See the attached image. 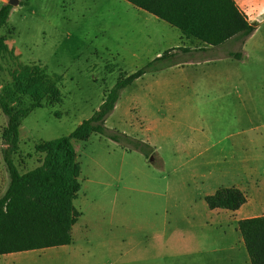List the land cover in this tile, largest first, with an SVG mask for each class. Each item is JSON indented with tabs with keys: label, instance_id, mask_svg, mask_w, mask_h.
<instances>
[{
	"label": "rangeland",
	"instance_id": "1",
	"mask_svg": "<svg viewBox=\"0 0 264 264\" xmlns=\"http://www.w3.org/2000/svg\"><path fill=\"white\" fill-rule=\"evenodd\" d=\"M182 36L124 0L13 6L0 31V91L30 110L13 156L23 174L42 165L47 145L90 119L120 79L147 71L121 92L106 134L74 143L81 216L73 243L0 264H190L211 241L233 240L219 232L233 222L211 221L205 197L248 181L252 200L259 196L248 176L263 172L254 129L264 128V30L243 60L229 56L243 53V40L211 48ZM6 126L0 108V200L10 185ZM141 142L150 149L137 150Z\"/></svg>",
	"mask_w": 264,
	"mask_h": 264
},
{
	"label": "trees",
	"instance_id": "2",
	"mask_svg": "<svg viewBox=\"0 0 264 264\" xmlns=\"http://www.w3.org/2000/svg\"><path fill=\"white\" fill-rule=\"evenodd\" d=\"M179 29L188 39L194 38L207 46L220 47L231 39L244 40L256 28L249 24L235 0H125ZM13 7L0 9V31L8 24ZM1 47V42H0ZM185 53L191 52L182 48ZM240 59V53H230ZM169 56L165 52L158 60ZM147 69L122 78L108 93L100 109L80 124L69 136L59 138L45 147L41 166L21 173L13 156L19 150L22 119L30 112L13 106L11 93L0 91V108L7 117L3 131V158L10 185L0 200V256L36 250L59 248L73 243V228L80 218L74 207L81 184L71 174L77 168L75 142H86L93 134H106L107 117L114 111L121 92L141 78ZM114 140L127 136L111 135ZM137 150L149 145L137 143ZM211 210L235 212L248 201L236 187L222 188L205 198ZM252 264H264V216L238 223Z\"/></svg>",
	"mask_w": 264,
	"mask_h": 264
},
{
	"label": "crops",
	"instance_id": "3",
	"mask_svg": "<svg viewBox=\"0 0 264 264\" xmlns=\"http://www.w3.org/2000/svg\"><path fill=\"white\" fill-rule=\"evenodd\" d=\"M235 3L238 6L241 13L245 15L249 24L256 28L255 32L251 36L243 40V43H242L243 53L241 54L242 57L240 58V60H243L244 58H247L249 54V51H248L249 47L252 48L253 50L258 49L257 45H258V41L260 38L259 36L261 32L264 30V0H235ZM141 11H144V10H141ZM181 38H186V40L194 39V38L188 39L184 35ZM237 40L238 39H231L224 45L228 44L229 42L237 41ZM209 47L214 48L212 46H209ZM254 130L257 131L258 139L262 140L261 144L259 145V151L261 155L260 159H262L261 162H262L263 172L258 173V174L251 172L248 176V179L251 175H255L256 179L252 187L256 188L260 197L259 196L255 197L254 201L252 200V197L249 195L248 190H247L250 186L248 185L250 181H248L247 179L248 181L247 185L239 184L236 187L240 189L241 191H243L248 197L247 203L243 205L239 210L235 212L228 211V210H220V209L211 210L208 207L209 208L208 216H209V219H211V221H213L212 219L214 218V220L225 219L227 222H230V221L233 222V225L231 226L232 230L221 229L219 230V232L222 235V237H228V236L234 235V238H232L233 240H229V241L228 240L219 241V242L211 241V246H209L211 248H208L206 253L201 254V257L199 256L198 258H195L194 261L190 264H252L249 254L247 252L246 246H245L243 236L239 230L238 223L242 220L264 216V128L256 127ZM251 179H254V176H252ZM211 227L213 228L214 225L212 224ZM212 230L216 231L218 229H212ZM63 247H67V246H63ZM59 248H62V247H59ZM31 252H34V251H31ZM15 254H21V253H14V254L4 255L0 257L9 258V257H14ZM198 254L200 255V253H197V255ZM175 257L179 258L180 255H177ZM1 264H20V263H16V262L5 263L4 262Z\"/></svg>",
	"mask_w": 264,
	"mask_h": 264
},
{
	"label": "water",
	"instance_id": "4",
	"mask_svg": "<svg viewBox=\"0 0 264 264\" xmlns=\"http://www.w3.org/2000/svg\"><path fill=\"white\" fill-rule=\"evenodd\" d=\"M9 4L13 7V6H17L19 5V0H10Z\"/></svg>",
	"mask_w": 264,
	"mask_h": 264
}]
</instances>
